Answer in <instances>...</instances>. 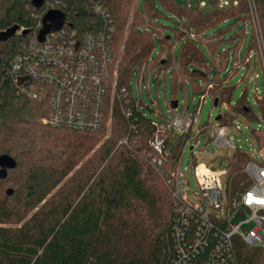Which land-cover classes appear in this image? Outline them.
Masks as SVG:
<instances>
[{"label": "trees", "instance_id": "16d2710c", "mask_svg": "<svg viewBox=\"0 0 264 264\" xmlns=\"http://www.w3.org/2000/svg\"><path fill=\"white\" fill-rule=\"evenodd\" d=\"M136 1L43 0L36 9L33 0H0V156L8 155L16 162L15 169L0 180V264H177L173 228L178 203L173 197L172 174L191 127L168 150L173 133L168 128L170 119L156 123L134 103L129 90L131 71L135 66L146 67L156 37L166 56L154 62L152 68L165 72L173 67L174 43L164 36L168 29L175 41H180L173 81H191L194 94L201 98L210 94L216 107L230 103L234 87L225 85L227 75L218 79L220 71L214 78L208 76L198 44L208 50L212 62L217 60L221 65L225 52L216 58L214 53L223 40L208 31L236 19L244 26L247 21L251 23L249 52L260 62L259 45L249 0H239L237 7L223 10L216 8L215 0H209L203 11L189 10L175 0H157L173 18L152 0H145L144 12L137 8ZM250 1L264 49V0ZM94 3L107 10L109 21L92 12ZM51 7L62 11L66 24L79 33L106 30L110 25L109 50L112 61L117 62L116 86L127 91L128 102L123 99L120 104L130 110V116L124 117L119 103H115L109 127L103 124L97 132L42 123L50 112L48 97L32 98L29 91L39 87L27 79L15 81L17 74L10 64L34 39ZM165 18L175 26H166ZM241 39V33L234 34L230 39L232 47L237 49ZM249 57L242 62L246 73L252 67ZM233 66L232 74L241 64ZM191 68L197 70L190 71ZM262 85L260 101L264 103L263 74ZM175 115L196 117L195 113L172 116ZM240 117L250 122L257 120L245 93L229 112L219 116L216 126L228 127ZM157 131L163 140L161 157L150 146ZM127 136V144H119ZM256 139L263 148L264 133ZM250 159L240 150L227 157L234 194L250 186L242 173ZM212 247L211 242L201 240L194 250L191 248L193 258L185 262L204 264ZM233 250L236 264H264V246L248 247L235 239Z\"/></svg>", "mask_w": 264, "mask_h": 264}, {"label": "built area", "instance_id": "2783aa9c", "mask_svg": "<svg viewBox=\"0 0 264 264\" xmlns=\"http://www.w3.org/2000/svg\"><path fill=\"white\" fill-rule=\"evenodd\" d=\"M175 1L189 10L202 11L207 9L209 3V0ZM95 2L100 3V0ZM238 2L239 0H215L214 5L223 10L237 7ZM249 8L264 76L263 44L251 3ZM51 10L60 11L53 7ZM92 12L101 15L105 22L109 21L107 10L102 9L100 4L94 3ZM38 28L34 39L23 46L10 66L17 74L15 81L27 79L39 87L29 91L32 98L48 97L50 112L42 120L44 125L97 132L103 124L109 127L115 103H119L124 117L130 116V110L124 109L120 104L126 99L127 91L116 86L117 62L112 61V52L109 50L112 32L110 25H107L106 30L79 33L65 22L60 31L47 35L42 43L37 40L42 23ZM110 61L114 64H109ZM127 102L126 99L125 103ZM197 123L198 117L192 119L175 115L170 118L168 128L183 136ZM154 126L158 125L154 123ZM210 128V140L215 147L228 151L239 150L228 139L226 127ZM128 137L119 144H127ZM188 142V138L183 140L178 163ZM150 146L156 155L162 156L163 140L158 131ZM250 158L242 169L250 186L248 190L238 194L233 192L232 177L229 176L227 167L218 170L209 163L195 162L193 173L198 193L192 199L186 196L179 185L177 163L172 174L173 197L178 203L173 228L175 247L179 254L177 264L193 258L191 248L194 250L198 243L201 244V240L205 244H213L204 264H236L233 250L235 239L248 247L264 246V166L261 165L264 155L261 160L255 156ZM160 163L158 159L157 164Z\"/></svg>", "mask_w": 264, "mask_h": 264}, {"label": "rangeland", "instance_id": "374dc122", "mask_svg": "<svg viewBox=\"0 0 264 264\" xmlns=\"http://www.w3.org/2000/svg\"><path fill=\"white\" fill-rule=\"evenodd\" d=\"M152 1L166 16L173 18L170 14L165 13L157 0ZM144 3L145 0L136 1L137 8L143 12ZM250 3L252 5L251 1ZM253 13L256 15L255 8ZM163 21L168 27L175 26L174 22L169 19L165 18ZM237 33H241L242 39L240 45L235 49L232 47L233 43L230 39ZM208 34H215L222 38L223 42L216 49L214 58L222 52H225V58L221 65H219L217 60L212 62V57L208 50L202 44H198L203 52L208 68V71L201 70L206 71L211 78L216 76L217 71H220L217 76L218 79H222L227 75L225 85L234 87L230 103L214 107L210 94H207L203 99L198 93L194 94L191 81L188 80L182 83L180 78L173 81L172 71L178 65L180 41H175L173 33L168 29H165L164 36L170 37L174 43L173 67L165 72H158L157 68H152L154 62L159 63L166 56V51L161 52L160 41L156 37L155 47L149 55L146 67L140 68L139 66H135L131 71L129 81V90L134 103L140 107L147 118L154 122L165 123L172 115L181 112L186 113L188 116H192L195 113V116L198 117L197 125L191 126L188 137L189 142L186 144L181 160L178 163L179 185L190 199L198 193L193 173L194 163H209L215 169H225L228 164L227 157L235 152L215 147L210 140L212 137L211 128L207 127L218 125L215 121L216 117L229 112L242 93L246 94L247 102L253 109L257 120L250 122L243 117L235 119L232 125L226 127L228 139L240 151L247 153L252 158L255 156L258 160H261V156L264 155V148L259 147L260 144L256 139V136L261 137L262 133H264V103L260 101L263 89V71L261 61L259 62L258 58L254 60L253 54L249 52L252 25L247 21L244 26L242 22L231 19L210 29ZM248 56L251 57L248 61L252 66L250 71L253 70V73H249L250 71L246 73V64L242 63ZM233 63L241 64V67L232 74L231 71L234 69ZM191 70L197 69L191 68ZM174 101H177L178 105L175 110H172L170 109V103ZM180 139L181 134L173 131L167 149H173Z\"/></svg>", "mask_w": 264, "mask_h": 264}, {"label": "water", "instance_id": "95a60500", "mask_svg": "<svg viewBox=\"0 0 264 264\" xmlns=\"http://www.w3.org/2000/svg\"><path fill=\"white\" fill-rule=\"evenodd\" d=\"M43 4V0H33L32 6L34 8H40ZM65 15L60 11H48L42 18V29L39 31L37 40L39 43L44 42L45 37L51 33H55L61 30L65 24ZM177 101L170 103V109L175 110L177 108ZM216 105V101H215ZM219 118L216 117L215 121ZM16 162L8 155L0 156V180H4L7 177L8 171L14 170Z\"/></svg>", "mask_w": 264, "mask_h": 264}]
</instances>
